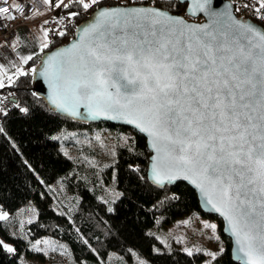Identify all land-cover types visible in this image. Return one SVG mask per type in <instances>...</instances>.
<instances>
[{"label": "snow or ice", "instance_id": "1", "mask_svg": "<svg viewBox=\"0 0 264 264\" xmlns=\"http://www.w3.org/2000/svg\"><path fill=\"white\" fill-rule=\"evenodd\" d=\"M170 2L101 7V0H57V8L78 6L67 13L69 23L84 17L78 38L28 71L48 85L54 109L74 117L122 118L147 134L151 183L163 191L178 180L190 182L228 221L236 243L233 258L240 264H264V31L233 17L227 7L217 11L214 0H191L189 10L203 13L208 22L189 24L171 13ZM16 7L13 3L4 10L15 18ZM252 8L256 19L264 21V0ZM42 34L40 52L52 43L48 29L42 28ZM53 35L67 32L53 30ZM10 47L20 64L37 55H20L15 42ZM11 67L16 77L27 75L18 64ZM5 75L13 84L0 63V88L6 87ZM0 113L7 115L5 109ZM125 144L135 152L134 139L125 138ZM178 199V193L165 191L160 203ZM8 219L9 213L0 209V221ZM203 226L216 230L215 224ZM0 248L16 251L3 239ZM183 251L194 255L192 248ZM195 251L209 257L204 264H218L225 253L222 246Z\"/></svg>", "mask_w": 264, "mask_h": 264}, {"label": "trees", "instance_id": "2", "mask_svg": "<svg viewBox=\"0 0 264 264\" xmlns=\"http://www.w3.org/2000/svg\"><path fill=\"white\" fill-rule=\"evenodd\" d=\"M56 3L51 0L49 5L55 7ZM104 5L113 3L101 0L100 6ZM185 6L178 0L166 5L171 13L182 15ZM58 10L68 13L78 6ZM83 19L75 18L67 35L53 38L44 52L67 43ZM42 53L24 64L27 75L14 77V83L4 87L29 111L21 113L14 104L7 115H0L4 129L0 134V209L9 213L7 221H0V236L16 249L9 254L0 248V264H204L203 251L194 250L188 256L176 247L164 248L148 232L157 220L170 225L190 214L217 219L218 238L225 249L218 264H239L231 259L230 239L223 234L221 221L201 212L194 190L184 182L163 191L149 183L150 151L141 134L113 123L72 119L48 107L34 91L28 71L38 64ZM123 137L135 140L134 153L128 150L132 141L125 144ZM130 165L141 171L133 172ZM104 181H110L120 194L112 211L97 195ZM54 184L74 193L71 212L54 206ZM165 191L178 193L180 199L160 203ZM25 212H31L30 218L19 227ZM44 236L54 238L67 254L56 251V259L47 263L44 253L32 247Z\"/></svg>", "mask_w": 264, "mask_h": 264}, {"label": "rangeland", "instance_id": "3", "mask_svg": "<svg viewBox=\"0 0 264 264\" xmlns=\"http://www.w3.org/2000/svg\"><path fill=\"white\" fill-rule=\"evenodd\" d=\"M41 1L43 2V0ZM42 14L43 12H39V14H37V18H40ZM34 25L35 28L39 30L44 40L42 34V24L36 20ZM6 45L9 44H0V63L5 64L7 73L9 75H12L14 78L16 77L14 75L15 69L11 67L13 63L21 66L24 71L26 70L24 64H20V61L16 54L12 52L10 47H6ZM19 54L26 56L29 53L28 51L20 49ZM7 79L8 77L7 75H5V84H7ZM125 138L126 137H123V140H125ZM118 194V191L113 187L110 181H104L102 186L99 187V191L97 193L98 197L106 203L108 209H114ZM52 196L54 197V206H58L57 208L63 210L66 213L67 211H72L75 204L74 193H71L69 190L62 188V185L54 184L52 186ZM30 215L31 212L22 213V217L18 223L19 227L23 226L24 222L30 218ZM185 221H187V223H185ZM204 222L215 224V232H213L211 229L205 228L203 226ZM148 232L154 235L164 248L173 246L181 251H183V249L185 248H192L194 251L197 248L201 249L203 247L207 250L218 251L222 246L220 240L215 239V237H218L217 219L205 218L200 214H190L188 216L180 217L170 225H162L160 224L159 220H157L154 225L149 228ZM0 239L3 238H1L0 236ZM3 240L9 244L8 241H6L5 239ZM32 247L36 250L39 249L40 252L44 253L47 259V263H49L53 259H56V251L62 252V255L64 256L67 254V252L63 248H58L57 241L49 236H44L37 239ZM207 259H209V257H206L204 261Z\"/></svg>", "mask_w": 264, "mask_h": 264}, {"label": "built area", "instance_id": "4", "mask_svg": "<svg viewBox=\"0 0 264 264\" xmlns=\"http://www.w3.org/2000/svg\"><path fill=\"white\" fill-rule=\"evenodd\" d=\"M112 2L113 5L129 6L137 4H145L142 0H106ZM233 4L234 13L237 17L249 18L254 22L264 25V21L256 19V13L252 8V5L256 3V0H229ZM69 0H65L64 3H68ZM15 3L17 5L15 9V18L12 11H5L4 9L9 5ZM248 4L249 7L245 8L244 5ZM258 6V5H257ZM236 8H240L237 12ZM36 11L43 12L39 18V22L42 24V28L49 30V39H53L57 36L53 35V30L59 32L65 30L66 32L70 27L75 24V18L72 22H68L67 13L59 11L57 7H51L49 4L45 5L41 0H0V44H9L15 37V27L19 25H26L27 19L32 16ZM23 13V15H21ZM48 21L44 24V21ZM13 102V92L8 88L0 90V109L6 111L11 108ZM22 107V104H18ZM2 115V113H0Z\"/></svg>", "mask_w": 264, "mask_h": 264}, {"label": "water", "instance_id": "5", "mask_svg": "<svg viewBox=\"0 0 264 264\" xmlns=\"http://www.w3.org/2000/svg\"><path fill=\"white\" fill-rule=\"evenodd\" d=\"M178 1L181 4H185L186 5L185 6V14L182 15V14H174V13H172L173 15L180 16L186 22H188L189 24H193V25L194 24H204V23L208 22V17H206L203 13H200V12L193 13L192 11L189 10L190 4H191V0H178ZM145 5L146 4H137V5H129V6H145ZM214 5H215V9L217 11H220V12L225 11V8L227 7L231 11L233 17L242 20V22H245V23H248V24H252V25L256 26L258 29H260L261 31H264V27L262 25L256 23V22H254L253 20H251L249 18L237 17L236 14L234 13L233 4L229 0H214ZM101 7H123V6H121V5H104V6H101ZM93 11H95V10H93ZM89 15H91V13ZM82 21L75 26L74 35L67 43L58 45V46L54 47L51 50L43 52L41 54V56H40V60H39L38 64L35 67L39 68L41 66L40 62H41L42 58L46 54H50V52H54V51H56L57 49H59L61 47H66V46L69 45L70 42H73L74 40H76L78 38L77 27L82 23ZM32 80H33V83H34V86H33L34 91L45 100V102L47 103L48 107L50 109H52L53 111L57 112L58 114H60L62 116H66V117H69V118H72V119L85 121V122H89V123H91V122H108V123H113L115 125H121V126H125V127H128V128H131V129L135 130L136 132H138L139 134H141L145 138L147 148L149 149L150 154L152 153V149L150 147V138L147 136V134L140 132L138 129H136L132 125H129L124 119H122V118L110 119V118L103 117V116L93 119V118H86V117L81 116V115H78V116L74 117V116H70V115H68V114H66L64 112L58 111V110L54 109L50 105V103L48 101V96H49L50 90L48 88V85L43 80V78L39 77L36 73L32 72ZM15 101L16 100L13 98V102H15ZM79 111L83 112L84 111L83 107H81L79 109ZM148 168H149V162H148ZM148 168H147V178H148ZM148 181H149V183L152 186L157 188V186L153 185L149 179H148ZM177 182H184L192 190L195 191V193L197 195V198H198L199 209L201 210V212L204 215L216 216L221 221V223H222V232H223V234L225 236H227L230 239V243H231V248H230L231 259L234 262H238L240 264L239 260H235L233 258L234 254H235L236 243H235V237L232 235L231 231L229 230L228 221L223 216H221L220 213L216 212L212 208L211 205L205 203V197L200 193L199 189H197L194 185H192L190 182L185 181L183 179L178 180ZM177 182H175V183H177ZM168 186H171V185H168Z\"/></svg>", "mask_w": 264, "mask_h": 264}, {"label": "crops", "instance_id": "6", "mask_svg": "<svg viewBox=\"0 0 264 264\" xmlns=\"http://www.w3.org/2000/svg\"><path fill=\"white\" fill-rule=\"evenodd\" d=\"M35 13H39V12L36 11ZM36 20L38 21L39 18H37V14L36 15L33 14L27 19L28 23L26 25L16 26L14 40L10 42L9 45H6V47H10L15 42L17 45L18 52L20 49H22L28 51L29 54L33 52H36L37 54L40 53L39 46L44 42V40L39 30L35 28L34 24ZM18 37L19 39H17Z\"/></svg>", "mask_w": 264, "mask_h": 264}]
</instances>
